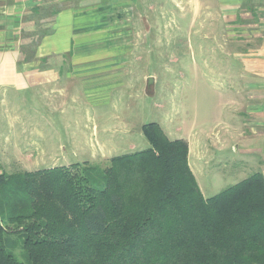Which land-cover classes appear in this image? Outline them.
I'll use <instances>...</instances> for the list:
<instances>
[{
  "label": "rangeland",
  "instance_id": "374dc122",
  "mask_svg": "<svg viewBox=\"0 0 264 264\" xmlns=\"http://www.w3.org/2000/svg\"><path fill=\"white\" fill-rule=\"evenodd\" d=\"M138 2L129 0L124 10V28L134 36L124 45L123 67L75 79L64 71L51 82L56 90L48 97L40 88L28 90L5 108L7 117H18H0V174L8 197L22 189L25 174L85 164L102 171L113 157L148 149L141 132L148 123L170 141L189 143L191 172L205 199L262 173L264 148L259 152L250 142L263 139L247 125L253 94L244 84L252 80L234 53L250 55L260 45L264 26L251 25L253 19L264 22V3L226 10L223 17L219 0ZM90 184L102 190V172ZM0 209L7 253L27 264L22 227L10 225L5 206Z\"/></svg>",
  "mask_w": 264,
  "mask_h": 264
},
{
  "label": "trees",
  "instance_id": "16d2710c",
  "mask_svg": "<svg viewBox=\"0 0 264 264\" xmlns=\"http://www.w3.org/2000/svg\"><path fill=\"white\" fill-rule=\"evenodd\" d=\"M149 148L85 164L25 174L0 208L22 227L27 264H264V177L255 173L205 199L184 140L155 123L141 127ZM102 172L105 187L91 186ZM0 209V264L7 253Z\"/></svg>",
  "mask_w": 264,
  "mask_h": 264
},
{
  "label": "crops",
  "instance_id": "0c3cea01",
  "mask_svg": "<svg viewBox=\"0 0 264 264\" xmlns=\"http://www.w3.org/2000/svg\"><path fill=\"white\" fill-rule=\"evenodd\" d=\"M219 2L224 17L226 10L238 11L247 5L254 9L253 4L264 3V0ZM128 5L129 0H0V117L16 122L17 115L7 117L5 108L11 106L10 101L21 97L25 91L39 88L43 96L48 97L49 92L56 90L50 88L55 85L51 82L64 71L75 79L105 76L115 67H123L126 63L124 45L134 36L124 28V10ZM260 9L264 11V4ZM143 22L141 20L142 25ZM252 22L253 28L264 26V22L257 19ZM261 33L259 42L263 45L256 46L250 55L243 56L240 52L234 55L242 62L245 77L249 73L248 80H252L244 84L253 94V103L248 102L253 119L247 125L251 133L259 132L261 136L257 138L264 140V32ZM119 57L121 61L113 63ZM57 94L64 105V88L58 89ZM263 140L253 138L250 142L248 139L251 145L257 142L255 147L259 152L264 148ZM217 143L220 144V140ZM188 149L190 166L193 151L190 145ZM259 163L262 165L261 161ZM261 170L264 176V164Z\"/></svg>",
  "mask_w": 264,
  "mask_h": 264
}]
</instances>
